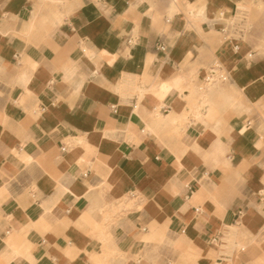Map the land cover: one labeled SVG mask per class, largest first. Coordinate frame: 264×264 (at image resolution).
I'll return each instance as SVG.
<instances>
[{
  "label": "crops",
  "instance_id": "crops-1",
  "mask_svg": "<svg viewBox=\"0 0 264 264\" xmlns=\"http://www.w3.org/2000/svg\"><path fill=\"white\" fill-rule=\"evenodd\" d=\"M236 1L0 0V264H264V53L223 39Z\"/></svg>",
  "mask_w": 264,
  "mask_h": 264
},
{
  "label": "rangeland",
  "instance_id": "rangeland-1",
  "mask_svg": "<svg viewBox=\"0 0 264 264\" xmlns=\"http://www.w3.org/2000/svg\"><path fill=\"white\" fill-rule=\"evenodd\" d=\"M45 7L56 8L60 6V2H52L49 0H42ZM244 1V2H243ZM237 0L236 3L240 7H245L247 12V24L249 26L248 33L245 37V41L251 43L253 40H256L261 46L253 45V49H257L259 52L264 53V0ZM220 84L211 85L204 90H200L199 86H197L193 92L191 97L188 100V106L190 109L195 108L196 110L201 108L204 105V95L212 87H219ZM186 113L183 114L182 118H185ZM182 123V120H180ZM128 197L124 196L121 201L117 204L116 207H113L110 213L107 214V217L111 215H123L124 212L122 209L128 207L125 206V202H128Z\"/></svg>",
  "mask_w": 264,
  "mask_h": 264
},
{
  "label": "built area",
  "instance_id": "built-area-1",
  "mask_svg": "<svg viewBox=\"0 0 264 264\" xmlns=\"http://www.w3.org/2000/svg\"><path fill=\"white\" fill-rule=\"evenodd\" d=\"M52 2H61L62 0H49ZM249 26L247 24V17L237 12V6L231 15H229L222 23L220 27V33L223 39L231 44L234 50H238L241 43L244 42L248 33ZM131 43L132 39H128ZM163 49V47H160ZM229 80V76L225 68L220 62L213 63L206 71L202 78L199 89L204 90L207 87L215 84H220ZM71 146L70 143H64L60 145V151L65 152ZM218 264V263H217Z\"/></svg>",
  "mask_w": 264,
  "mask_h": 264
},
{
  "label": "bare ground",
  "instance_id": "bare-ground-1",
  "mask_svg": "<svg viewBox=\"0 0 264 264\" xmlns=\"http://www.w3.org/2000/svg\"><path fill=\"white\" fill-rule=\"evenodd\" d=\"M237 12L238 13H241L243 15H247L248 10L245 7H242V6L239 7V6H237Z\"/></svg>",
  "mask_w": 264,
  "mask_h": 264
}]
</instances>
